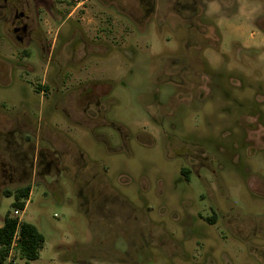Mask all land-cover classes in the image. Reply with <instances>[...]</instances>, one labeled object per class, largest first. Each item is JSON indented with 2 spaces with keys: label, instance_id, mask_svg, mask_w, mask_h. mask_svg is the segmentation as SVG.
Listing matches in <instances>:
<instances>
[{
  "label": "rangeland",
  "instance_id": "374dc122",
  "mask_svg": "<svg viewBox=\"0 0 264 264\" xmlns=\"http://www.w3.org/2000/svg\"><path fill=\"white\" fill-rule=\"evenodd\" d=\"M165 1L28 0L35 42L0 20V227L31 184V264H264V0L197 28Z\"/></svg>",
  "mask_w": 264,
  "mask_h": 264
},
{
  "label": "flooded vegetation",
  "instance_id": "af4514ba",
  "mask_svg": "<svg viewBox=\"0 0 264 264\" xmlns=\"http://www.w3.org/2000/svg\"><path fill=\"white\" fill-rule=\"evenodd\" d=\"M81 4H83L82 9H86V3H88L89 0H80ZM148 10H151L152 12H157L158 7H157V0H142ZM117 2V0H116ZM171 6H166L164 8V12L167 13H179L184 21H188L191 25L194 24L195 26L197 25L196 22H194L192 13L190 12H195L198 11L202 6L198 5L199 0H170ZM80 4V3H78ZM209 5V4H208ZM79 5L75 6V8L70 12V15H72L76 11V7ZM209 7V6H208ZM207 7V8H208ZM222 8V6H221ZM220 9H213V12H218L217 17H218V22L217 26L221 30H224V32H227V28L223 26V23H228L230 21V18L232 17L231 12L229 11H223L222 13L219 14ZM202 9L200 13H202ZM222 17V20H220ZM0 20L7 22V24H11V29L13 32L16 34V37L22 42L24 39L28 38L29 41L35 42L37 39H39V33L36 32L34 26H32V15L29 12V6H28V0H0ZM197 28V26H196ZM14 130V129H12ZM14 135L17 137L16 139V144L17 146L21 145V142L19 140L20 137V130L15 129ZM19 132V133H18ZM0 134L2 135V132L0 130ZM3 140L0 139V144L2 143ZM14 148V147H13ZM17 148V147H16ZM15 149L18 150V149ZM43 149V148H42ZM20 153V152H19ZM23 154V160L24 158L28 157L27 156V151L24 150L22 151ZM38 155L43 156L40 161L41 165V173H45L46 171H50L53 165H56L57 162L60 160V155L58 154L57 151L51 152L50 150H39ZM17 158V159H16ZM16 162L10 163V176L11 177H16L17 180H21L24 178L26 175L27 171L25 169L26 164L22 162L21 156L18 158L15 157Z\"/></svg>",
  "mask_w": 264,
  "mask_h": 264
},
{
  "label": "trees",
  "instance_id": "16d2710c",
  "mask_svg": "<svg viewBox=\"0 0 264 264\" xmlns=\"http://www.w3.org/2000/svg\"><path fill=\"white\" fill-rule=\"evenodd\" d=\"M31 191L32 185L27 184L12 190L6 189L5 194L7 196H14L12 207L24 210ZM18 223V218L13 217L9 213L3 218V224L0 227V263L5 262L10 253ZM44 244L45 236L39 228L34 223L22 220L20 223L19 239L16 244V248L22 257L28 261L37 259Z\"/></svg>",
  "mask_w": 264,
  "mask_h": 264
},
{
  "label": "crops",
  "instance_id": "0c3cea01",
  "mask_svg": "<svg viewBox=\"0 0 264 264\" xmlns=\"http://www.w3.org/2000/svg\"><path fill=\"white\" fill-rule=\"evenodd\" d=\"M160 4V3H159ZM158 3L156 4L157 6H160ZM164 5H165V7L166 6H171V3H170V0H166L165 1V3H164ZM219 6V3L217 2V4H215L214 3V1H210V3H209V7H211V8H213V9H220L219 11H221L222 10V8H219L218 7ZM49 149H52V152H54V151H57V149L55 148V146H51ZM32 192V191H31ZM31 195V194H30ZM26 206H27V204H26ZM25 210V209H24ZM24 210H22V211H24ZM16 250L18 251V249L16 248ZM13 255V250H11V252L9 253V255H8V257L7 258H11V257H13L12 256ZM38 259V258H37ZM7 260V259H6ZM36 260V259H35ZM30 261H33V260H30ZM26 264H31L29 261H27V263ZM50 264H70V263H68V262H57V261H54V262H52V263H50ZM82 264H87L86 262H82Z\"/></svg>",
  "mask_w": 264,
  "mask_h": 264
},
{
  "label": "built area",
  "instance_id": "2783aa9c",
  "mask_svg": "<svg viewBox=\"0 0 264 264\" xmlns=\"http://www.w3.org/2000/svg\"><path fill=\"white\" fill-rule=\"evenodd\" d=\"M20 212H21L20 208H15L14 213L12 214L13 217L18 218V222L19 223H18V227H17L16 233H15V236H14V241H13V245H12L11 250H14V248L16 247L17 241L19 239L20 223L22 221V218L20 216ZM11 250H10V252H11Z\"/></svg>",
  "mask_w": 264,
  "mask_h": 264
}]
</instances>
